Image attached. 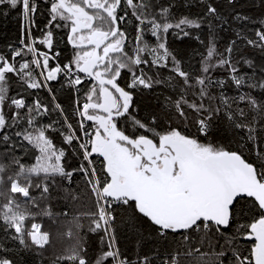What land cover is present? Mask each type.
I'll use <instances>...</instances> for the list:
<instances>
[{"label":"snow or ice","instance_id":"1","mask_svg":"<svg viewBox=\"0 0 264 264\" xmlns=\"http://www.w3.org/2000/svg\"><path fill=\"white\" fill-rule=\"evenodd\" d=\"M46 2L47 31L38 43L49 51H40L35 39L26 43L31 38V28L37 26L34 19L40 8L37 0H0V8L18 11L24 21L25 34L20 41L23 47L13 49L10 56L0 54V139L4 142L11 139L5 130L18 126L24 118L19 110H26V123L34 127V132L24 129L15 135L22 136L39 153L31 166L15 158L10 164L0 163V220L5 231L14 230L12 238L26 248L43 249L50 243V233L42 231L38 223L26 227L25 222L35 215L28 211L27 205L38 206V199H49L56 177L71 182L74 174H82L95 196L96 210L87 213L91 217L89 231L100 234L104 247L90 258L82 243L83 237H79L68 254L59 259L71 264H136L123 257L117 247L113 229L116 219L113 205H116L147 218L160 237L178 235L180 243H188L196 234L201 244L207 241L219 247L214 264H264V101L258 102L250 92H238L229 97L224 91L219 94L212 91L228 86L226 81L211 75L218 68L229 73L236 89L246 84L250 89H264V78L248 83L254 77L239 74L240 61L232 58L236 42L232 41L220 52L214 40L210 41L206 55L202 56L200 71L193 76L181 67V61L167 47V34L178 29L188 36L190 33L185 29L201 28L204 18L182 17L171 22L169 9L162 8L157 19L145 12L147 5L135 0ZM206 13L208 17L219 19L217 7L211 3H207ZM129 14L138 22L130 49L128 33L122 27L129 23ZM236 19L248 17L237 16ZM61 28L67 29V42L75 52L68 63L52 65L50 61L60 56L54 50V34ZM146 31L155 37V46L144 39ZM237 35L247 39L240 33ZM256 36L261 42L259 45L251 39H247V44L264 51V31H257ZM25 50L32 54L30 61L23 58ZM17 58L23 62L18 63ZM243 62L254 67L251 60ZM169 63L174 75L167 79H154L141 67L146 66L150 71L154 67L169 68ZM36 69H42L38 73L42 80L33 75ZM13 76L23 80L29 89L44 87L49 92L52 91L49 81L67 77L68 84L77 87L84 85L87 79L91 86L85 93V102L76 110L80 118L78 127L74 129L67 117V134L54 127L55 121L37 126V116L48 114L50 109L39 100L29 106L23 98L10 97L9 81ZM125 76L129 80L121 86L120 81ZM177 77L180 78L176 81L179 98L167 97L165 101L166 108L174 109V113H166L168 125L159 120L158 114L137 118L134 93L160 84L174 87L171 82ZM189 96L194 99L189 100ZM241 103L260 114L259 131L254 126L256 117L249 120ZM6 109L12 110L11 115ZM189 109L194 115L191 121ZM52 111L63 113L59 103ZM173 115L184 128H189L190 123L194 125L195 133L183 131L179 125L173 126ZM122 119L125 125L130 122L131 131L120 126ZM86 122H91V126ZM221 125L232 132L228 147L200 139L207 140ZM49 130L59 132L63 143L78 152L81 158L78 166L68 170L67 149L54 144L47 135ZM232 143L235 148L231 147ZM12 165L16 168L8 175ZM32 189L40 190L39 198L32 195ZM20 197L24 198V203ZM42 214L53 216L47 209L42 210ZM66 235H73L71 229ZM241 242L248 246L243 247ZM194 252L200 249L190 248L186 254L191 256ZM179 255L177 252L171 259L165 258L162 264H179ZM0 264L14 262L0 256ZM138 264H152V259L145 255Z\"/></svg>","mask_w":264,"mask_h":264},{"label":"trees","instance_id":"2","mask_svg":"<svg viewBox=\"0 0 264 264\" xmlns=\"http://www.w3.org/2000/svg\"><path fill=\"white\" fill-rule=\"evenodd\" d=\"M37 2L40 5L39 12L34 17L37 26L31 28V38L27 39L26 43H31V39H35L37 41L36 47L40 51H49L38 43L43 38V32L47 31L45 24L49 18L48 5L46 0H37ZM135 2H143L147 5L145 12L156 16L157 19L160 18L159 13L162 8L169 9V20L171 22H176L182 17L195 20L204 18L201 28L185 29L190 33L188 36H184L178 29H172L167 34V47L181 61V67L189 71L193 76L199 73L202 66V56L206 55L207 46L210 41L214 40L220 52H223L232 41L236 42L234 45L236 50L232 53V58L234 61H240L237 65L239 74L243 75L246 73L247 76L254 77V80L248 81V83L264 78V72L261 71V69H264V51L258 46L254 47L247 44V39L256 41L257 45L261 43L259 37L256 36V32L264 31V24H261V21H264V0H231V2L229 0H135ZM207 3L217 7L219 19L207 16ZM129 13H131V10H129ZM237 16L248 17V19H236ZM128 20L129 23L122 25V27L128 33L130 49L132 46L131 42L136 35L134 28L138 22L131 14H129ZM209 23L212 25L211 28ZM147 27L150 28V25ZM238 33L247 39L238 37ZM24 35V21L18 11L0 8V54L10 56L13 49L23 47L20 41ZM144 39L151 46H155L157 43L155 37H152L148 31L145 32ZM54 50L59 52L60 56L58 60L50 61V64H63L71 60L75 50L67 42V29L55 30ZM49 55H52V52H49ZM225 55L228 54L225 53ZM23 58L30 61L33 57L31 53H27L25 50ZM244 60H251L254 67L244 64ZM17 61L18 63L23 62L20 58H17ZM32 67L35 68L34 65ZM141 67H144L145 71H148V75L153 76L154 79H167L169 76L174 75L170 71V63L169 68L154 67L150 71L146 66L142 65ZM40 71L42 69H36L33 75L37 79L42 80V77L38 75ZM157 73H159V76L156 75ZM211 75L214 79L226 81L228 85L224 89L213 88L212 91L216 94L224 91L227 96L232 97L237 95L238 92H250L258 102L264 101V89H250L247 84L240 89H236V86L230 81L229 73L223 68L216 69ZM179 79L177 77L176 80L171 82L174 87L160 84L155 85L152 89H138L134 93L137 118H142L149 114H158L159 120L167 126L169 121L166 113L169 111L174 113V109L166 108L165 101L167 97L179 98V86L176 85V81ZM128 80L127 76L122 78L120 81L121 86H125ZM47 83L52 89L51 92L44 87L29 89L23 80L18 76H13L9 81V96L17 99L23 98L29 106L39 100L41 104L46 105L50 109V112L43 116H37V126L48 125L55 121L57 123L54 127L58 128L60 132L67 134L68 129L65 117H67V122L73 125L74 129L78 127L80 118L76 110L85 102V93L91 83L85 80L84 85L72 87L64 77ZM77 88H79V91ZM188 98L189 100L194 99L192 96ZM56 103L61 105L63 113L52 111ZM240 106L248 112L249 120L253 116L256 117L254 126L259 131L261 127L260 114L251 109L246 103H241ZM6 111L11 115L12 110L6 109ZM19 111L21 117L24 118L20 120L18 126L5 130L11 139L7 142L0 139V154L4 152L7 154L8 158H6L4 164H10L15 158L20 163L31 166L36 162V156L39 155L38 150L29 144L28 141L23 140L22 136H16L15 132L23 131L24 129L34 132V127L26 123V110ZM188 112L191 121L194 119V115L190 109ZM86 123L91 126V122ZM171 123L173 126L179 125L181 130L185 132L195 133L194 125L190 123L189 128H184L175 115H173ZM120 126H126L128 131H131L130 122L125 125L122 119ZM77 134L81 135L79 132ZM47 135L53 139L57 147L67 149L65 161L68 170L78 166L81 162L78 152L63 143L60 133L49 130ZM0 136H2V133H0ZM231 136V130H225V125H221L219 129L214 130L210 134L207 140L204 137H200V139L205 143L213 142L228 147ZM231 147L235 148L236 145L232 143ZM245 155L247 156L248 153H245ZM97 166L99 167V160H97ZM15 168L16 166L12 165L7 174L11 175ZM31 192L33 196L40 197V190L32 189ZM19 199L21 203H24L23 197ZM37 204L38 206L31 203L27 205L28 211L35 215L29 217V220L25 222L26 227H30L31 223L40 224L42 231L50 233V243L45 245L43 249L35 246L26 248L18 240L12 238L15 235L14 230L7 229L5 231L4 223L0 220V256H6L13 260L14 264H71L70 261L59 259V257L66 256L68 251L76 245L79 237H83L82 243L87 249V254L90 258L99 254V250L104 245L100 241V234L89 231L91 217L87 215V213L96 210L95 196L92 194L90 186L83 179L82 174H74L71 182L56 177L55 182L50 187V198L47 200L38 199ZM113 208L115 209L113 215L116 217L113 229L117 247L123 257H126L129 261L138 264L139 259L147 255L152 259V264H162L165 258L171 259L173 254L179 252L180 255L177 257L179 264H214L216 260L215 254L219 251V247L211 246L207 241L201 244L196 234H194L193 240L188 243H180L181 238L178 235L173 238L172 234H169V237L165 239L160 237L155 226L139 213L134 214L131 209L117 207L116 205H113ZM44 209L51 211L53 216L43 215L42 210ZM70 229L73 233L71 237L66 235ZM220 243L223 244V241ZM241 245L243 247L248 246L244 242H241ZM190 248H199L200 252H194L193 255L189 256L186 253ZM202 253H206V255L202 256Z\"/></svg>","mask_w":264,"mask_h":264},{"label":"rangeland","instance_id":"3","mask_svg":"<svg viewBox=\"0 0 264 264\" xmlns=\"http://www.w3.org/2000/svg\"><path fill=\"white\" fill-rule=\"evenodd\" d=\"M7 154L4 152L3 154H0V163H4L6 160Z\"/></svg>","mask_w":264,"mask_h":264},{"label":"built area","instance_id":"4","mask_svg":"<svg viewBox=\"0 0 264 264\" xmlns=\"http://www.w3.org/2000/svg\"><path fill=\"white\" fill-rule=\"evenodd\" d=\"M65 79H66V81H67V83H68V78L67 77H64ZM41 230H42V227H41Z\"/></svg>","mask_w":264,"mask_h":264},{"label":"flooded vegetation","instance_id":"5","mask_svg":"<svg viewBox=\"0 0 264 264\" xmlns=\"http://www.w3.org/2000/svg\"><path fill=\"white\" fill-rule=\"evenodd\" d=\"M82 75V74H81ZM87 80V79H86Z\"/></svg>","mask_w":264,"mask_h":264}]
</instances>
